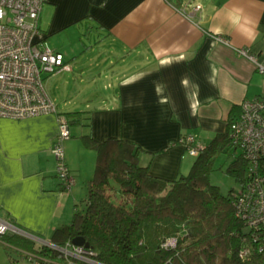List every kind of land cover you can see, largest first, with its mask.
Masks as SVG:
<instances>
[{
	"label": "crops",
	"instance_id": "crops-1",
	"mask_svg": "<svg viewBox=\"0 0 264 264\" xmlns=\"http://www.w3.org/2000/svg\"><path fill=\"white\" fill-rule=\"evenodd\" d=\"M39 24L73 64L53 74L61 76L59 102L46 88L58 112L81 118L64 142L76 176L65 188L52 152L57 113L0 116V215L36 239L69 223L86 196L97 150L83 134L131 140L152 174L173 178L196 158L182 134L206 145L243 99L264 93V71L236 49L264 63V0H46ZM221 153L227 165L240 155L231 145Z\"/></svg>",
	"mask_w": 264,
	"mask_h": 264
},
{
	"label": "trees",
	"instance_id": "trees-1",
	"mask_svg": "<svg viewBox=\"0 0 264 264\" xmlns=\"http://www.w3.org/2000/svg\"><path fill=\"white\" fill-rule=\"evenodd\" d=\"M80 113L63 112L70 126ZM82 137L97 150V162L71 221L56 226L48 243L19 232L0 233L6 245L27 250L30 263L32 253L37 264H264V249L259 248L264 226L248 228L233 200L246 181L247 161L238 155L225 168L239 187L223 192L211 181L217 156L231 145L229 127L202 145L188 173L173 178L152 174L140 163V146L131 140L111 136L99 141L90 133ZM76 236L85 238L89 246L83 245L99 263L60 249ZM169 237H176L175 244L164 246ZM244 244L250 248L246 256L241 255Z\"/></svg>",
	"mask_w": 264,
	"mask_h": 264
},
{
	"label": "built area",
	"instance_id": "built-area-1",
	"mask_svg": "<svg viewBox=\"0 0 264 264\" xmlns=\"http://www.w3.org/2000/svg\"><path fill=\"white\" fill-rule=\"evenodd\" d=\"M45 1L0 0V116L23 118L57 113L59 131L52 152L57 175L64 187L70 188L76 183V176L66 162L64 142L71 136V126L67 116L58 112L56 102L46 88L44 73L71 70L73 64L63 52L52 48L45 40L39 24ZM200 7L199 3L195 5L196 9ZM218 37L227 42L226 38ZM236 49L252 60L257 69L264 71V63L249 48ZM229 134L231 146L239 149V154L247 161L246 181L234 193L236 214L248 228L258 229L264 226V93L241 101L239 110L230 118ZM178 140L192 155H197L202 147V144L195 143V137L190 132L182 134ZM7 231L27 235L0 215V233ZM256 234L252 233L254 240L259 238ZM175 242L176 237H169L163 245L171 246ZM259 248L264 249V245ZM60 249L67 255L99 263L92 257L93 251L83 244L70 241ZM249 252V246L244 244L241 255L246 256ZM30 255L31 264H37L32 258L34 254Z\"/></svg>",
	"mask_w": 264,
	"mask_h": 264
},
{
	"label": "rangeland",
	"instance_id": "rangeland-1",
	"mask_svg": "<svg viewBox=\"0 0 264 264\" xmlns=\"http://www.w3.org/2000/svg\"><path fill=\"white\" fill-rule=\"evenodd\" d=\"M50 44V42H49ZM52 75V76H51ZM44 81L50 90L51 95L56 99L60 100L59 94V82L61 81V76L44 73ZM226 155L221 153L217 156L215 161V169L211 172V181L220 185L223 192H227L232 186L239 187L240 182L236 178L226 173L225 168L227 165ZM188 171V170H187ZM32 238L35 236L29 235ZM36 239V238H35ZM40 242H47L48 239H36ZM10 255L13 257L12 260ZM14 259V260H13ZM0 264H31L30 260L24 256V254L19 251L14 245H6L5 242L0 241Z\"/></svg>",
	"mask_w": 264,
	"mask_h": 264
},
{
	"label": "water",
	"instance_id": "water-1",
	"mask_svg": "<svg viewBox=\"0 0 264 264\" xmlns=\"http://www.w3.org/2000/svg\"><path fill=\"white\" fill-rule=\"evenodd\" d=\"M22 229V228H21ZM23 230V229H22ZM23 231H25V230H23ZM25 233L27 234V235H31V234H29L27 231H25ZM73 243H75V244H84L85 246H89V243L88 242H86L85 241V238L83 237V236H76L75 238H73Z\"/></svg>",
	"mask_w": 264,
	"mask_h": 264
}]
</instances>
